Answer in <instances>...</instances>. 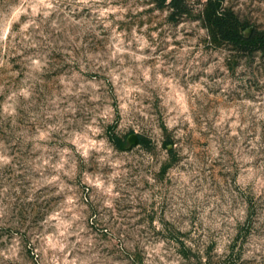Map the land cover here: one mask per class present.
I'll return each mask as SVG.
<instances>
[{"label": "rangeland", "instance_id": "rangeland-1", "mask_svg": "<svg viewBox=\"0 0 264 264\" xmlns=\"http://www.w3.org/2000/svg\"><path fill=\"white\" fill-rule=\"evenodd\" d=\"M206 1L0 0V264H264V0Z\"/></svg>", "mask_w": 264, "mask_h": 264}, {"label": "trees", "instance_id": "trees-1", "mask_svg": "<svg viewBox=\"0 0 264 264\" xmlns=\"http://www.w3.org/2000/svg\"><path fill=\"white\" fill-rule=\"evenodd\" d=\"M160 5H167L171 8L172 15H179L188 11L189 3L187 0H157ZM221 0H207L205 3V22L210 31L219 36L223 40L234 42L236 44L251 45L255 44L254 34L245 37L243 29L245 25L235 15L234 12L225 8L221 4ZM138 142L148 147L149 140L142 134L137 135ZM114 144L122 147V142H126L119 136H114Z\"/></svg>", "mask_w": 264, "mask_h": 264}]
</instances>
